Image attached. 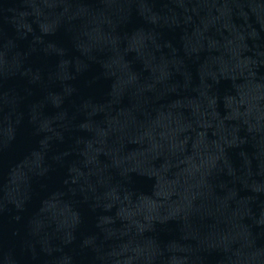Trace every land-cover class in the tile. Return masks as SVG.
I'll use <instances>...</instances> for the list:
<instances>
[{"label": "water", "instance_id": "1", "mask_svg": "<svg viewBox=\"0 0 264 264\" xmlns=\"http://www.w3.org/2000/svg\"><path fill=\"white\" fill-rule=\"evenodd\" d=\"M0 264H264V0H0Z\"/></svg>", "mask_w": 264, "mask_h": 264}]
</instances>
